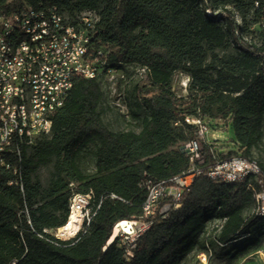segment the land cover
<instances>
[{
    "label": "trees",
    "instance_id": "1",
    "mask_svg": "<svg viewBox=\"0 0 264 264\" xmlns=\"http://www.w3.org/2000/svg\"><path fill=\"white\" fill-rule=\"evenodd\" d=\"M27 6H56L71 21L95 12L93 40L108 66L150 71L134 86L133 99L127 97L139 131L112 130L103 118L100 79L84 78L55 114L51 133L22 144L21 155L8 157L11 168L0 166V264H184L195 250H207V242L233 263L258 247L264 216L253 207L254 191L264 190L260 161L262 173L241 183L197 175L179 208L153 217L133 257L118 238L108 241L117 222L143 214L146 179L166 181L189 168L182 146L197 130L186 115L232 127L234 148L211 145L219 157L252 158L263 137L264 0H0L4 14ZM177 73L190 77L186 96L173 91ZM89 154L94 172L86 166ZM205 154L214 164L210 146ZM90 191V224L75 239L56 238L52 230L68 222L72 196ZM219 218L227 219L216 238L201 242Z\"/></svg>",
    "mask_w": 264,
    "mask_h": 264
},
{
    "label": "built area",
    "instance_id": "2",
    "mask_svg": "<svg viewBox=\"0 0 264 264\" xmlns=\"http://www.w3.org/2000/svg\"><path fill=\"white\" fill-rule=\"evenodd\" d=\"M94 16H97L95 12L86 11L76 21L68 18V23H61L60 19L52 16L50 7L35 9L27 6L8 14L0 12V136L3 137L0 166L12 167L8 157H4V150L16 152L18 130L26 131V145H32L39 137L51 133L53 118L64 106L76 79H101L104 76L110 79L120 76L123 79L132 71H139L138 82L148 79V66L127 65L128 73L108 66L104 48H96L93 40ZM17 17H25V24H17ZM46 27H53L54 38H46ZM13 29H31V36L22 37V45L8 43V35H13ZM33 34H41V41H33ZM48 43H55V50H48ZM189 83L188 76V81L183 83L184 88L187 89ZM116 105L130 117L124 97L120 96ZM16 106L24 107L23 128L14 126ZM185 121L197 130V136L188 139L182 146L190 158L189 168L166 181L146 179L143 185L148 195L143 214L139 218L119 221L114 226L108 244L118 238L119 244L126 247L128 258L133 257L137 240L151 227L153 217L166 218L172 209L181 206L183 193L197 175L204 173L218 181L241 183L249 176L258 177L262 173L260 163H253L248 157H219L211 146L213 143L219 145L222 138L217 137L214 119L186 115ZM205 146H210L214 164H209ZM92 193H75L80 207L79 227L73 234L67 235L63 230L68 226L67 222L54 230L55 237L72 240L85 230L87 218H93L95 214ZM254 196L264 199V190H255ZM260 212H264V208H260ZM226 219L210 222L213 228L207 231V238L212 237V230L220 220ZM211 255L205 250L200 258L207 264Z\"/></svg>",
    "mask_w": 264,
    "mask_h": 264
},
{
    "label": "rangeland",
    "instance_id": "3",
    "mask_svg": "<svg viewBox=\"0 0 264 264\" xmlns=\"http://www.w3.org/2000/svg\"><path fill=\"white\" fill-rule=\"evenodd\" d=\"M128 73V71L126 70ZM131 73L129 72L126 76V80L122 79L120 76H116L114 79H110L109 76H104L100 79L101 85L104 91V97L101 105L103 110V118L108 126L112 130H128L133 129L135 131L140 130V121L133 119L131 116H126L116 105L118 99L123 98L126 93V99H133L134 86L137 84V79H130ZM188 81V75L184 73H177L173 81V91L180 96H186L189 93V89L184 88L183 83ZM190 84V83H189ZM189 87V85H188ZM217 130L221 131L223 134L221 140L219 141V146L229 151L235 147L233 142L234 133L232 127H229L226 121L215 120ZM263 137L261 143L257 147L252 148V158L257 159L264 165V121L262 125ZM86 166L89 172L95 171V159L89 154L86 157ZM264 174V173H263ZM41 175L43 180L46 182L49 176V169L43 168L41 170ZM251 213V210H248L246 214ZM212 224L209 223L206 230L199 236V240L203 242L206 239V233L209 229H212ZM54 233V231L52 230ZM212 239V237H208ZM211 241V240H210ZM234 243L230 244L228 248H231ZM204 250H195L191 253L189 258L184 262V264H205L200 258L201 253ZM220 251V247L214 246L212 255L209 256L207 264H264V237L258 247L251 249L247 254L241 256L239 259L233 263H229L227 259H221L217 256V253Z\"/></svg>",
    "mask_w": 264,
    "mask_h": 264
},
{
    "label": "bare ground",
    "instance_id": "4",
    "mask_svg": "<svg viewBox=\"0 0 264 264\" xmlns=\"http://www.w3.org/2000/svg\"><path fill=\"white\" fill-rule=\"evenodd\" d=\"M52 11V16L61 20V23H68V17L62 14L56 6L50 7ZM98 20V16H94V25ZM17 24H25V17H17ZM31 29H13V35H8V43H14V45H22V37H30ZM46 38H54V30L53 27H46ZM33 41H41V34H33ZM48 50H55V43H48ZM130 79L139 80V71H132ZM126 80V77L123 78ZM81 79H76L75 83ZM124 104L127 109H130L126 99V93L124 94ZM120 108V107H119ZM121 112L124 114V111L120 108ZM126 115V114H125ZM14 126L16 128H23L25 126V117H24V107L16 106V111H14ZM223 133L217 130V137H222ZM26 131L18 130L16 137V152L21 155V145L26 144ZM3 144V137L0 136V157L2 155L1 145ZM12 154V150H4V157H9ZM253 160V163H259V161L255 158H250ZM13 183V182H11ZM21 187L23 188V183H21ZM94 198V193H92V201ZM260 208H264V199H260L259 196H255V205L253 207V212L264 216V212H260ZM80 218V207L78 205V198L75 194L72 196L70 200V215L68 219V226L63 230L66 231L67 235L73 234L77 231L79 225L78 220ZM92 218H87V225L90 224ZM226 220H220L215 229L212 230V238H216L219 231L222 229L223 224ZM62 230V231H63ZM57 238V237H56ZM59 239V238H58ZM222 245L221 243H219ZM207 253H212L213 249L210 247L209 242H207Z\"/></svg>",
    "mask_w": 264,
    "mask_h": 264
}]
</instances>
